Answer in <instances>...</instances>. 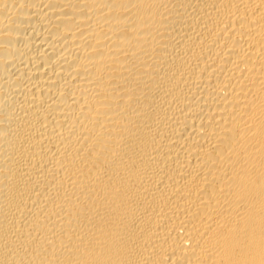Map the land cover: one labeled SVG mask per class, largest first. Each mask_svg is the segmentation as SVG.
<instances>
[{
    "label": "bare ground",
    "instance_id": "1",
    "mask_svg": "<svg viewBox=\"0 0 264 264\" xmlns=\"http://www.w3.org/2000/svg\"><path fill=\"white\" fill-rule=\"evenodd\" d=\"M0 264H264V0H0Z\"/></svg>",
    "mask_w": 264,
    "mask_h": 264
}]
</instances>
